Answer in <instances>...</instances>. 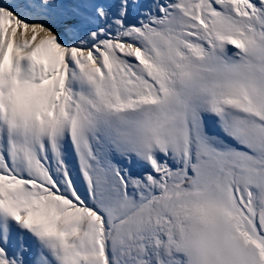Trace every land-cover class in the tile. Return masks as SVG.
Here are the masks:
<instances>
[{
    "label": "snow or ice",
    "instance_id": "obj_1",
    "mask_svg": "<svg viewBox=\"0 0 264 264\" xmlns=\"http://www.w3.org/2000/svg\"><path fill=\"white\" fill-rule=\"evenodd\" d=\"M0 264H264V0H0Z\"/></svg>",
    "mask_w": 264,
    "mask_h": 264
}]
</instances>
